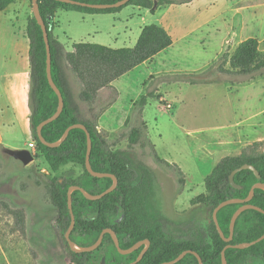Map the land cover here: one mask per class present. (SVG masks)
<instances>
[{
	"label": "trees",
	"instance_id": "1",
	"mask_svg": "<svg viewBox=\"0 0 264 264\" xmlns=\"http://www.w3.org/2000/svg\"><path fill=\"white\" fill-rule=\"evenodd\" d=\"M24 0H0V12ZM93 4H114L122 0H77ZM194 0H130L126 5L106 10L91 9L57 2L39 0L40 11L46 22L52 54V75L63 94L65 107L60 117L45 126L42 135L49 143L60 141L66 130L76 124L87 127L92 138L91 166L97 173L115 175L117 188L100 200L87 199L81 191H74L73 213L76 219L72 241L81 248L95 244L106 229L113 230L120 240L121 248L127 250L136 243L149 240L150 246L137 264H163L173 261L185 251L198 253L204 264H223L222 253L228 245L252 243L264 235V214L248 210L237 220L233 241L228 243L220 235L213 220L214 210L229 199H246L257 183L264 184V152H258L263 142L244 148L240 155L223 158L205 179V193L191 200L190 219L172 222L163 213L150 212L149 201L153 194L154 175L149 167L138 159L151 157L165 166L179 179L184 190L187 179L181 168L159 155L150 138L144 112L153 99L161 94L148 89L133 103L131 114L124 127L117 133H109L100 127L101 116L118 100L119 91L113 83L145 62L151 61L173 45L168 30L159 25H147L132 48L114 49L94 43H76L68 51L55 35L59 11H74L83 14H117L128 6L150 10L175 5H187ZM26 36L30 41L31 83L29 107L31 131L36 145V157L44 158L52 173L64 167H81L75 176L74 168L52 177L46 186L47 196L63 220L61 227L67 230L72 221L69 209V191L78 186L91 195H99L113 186V179L92 176L86 167L88 151L87 134L82 129H73L59 146L48 147L38 139V127L56 114L59 98L51 87L47 74V49L44 33L36 17L28 19ZM215 78H209V75ZM172 82L192 86L228 83L231 86L257 81L264 77V52L256 38L241 42L233 53L225 52L214 60L205 71L167 75ZM75 86H78L77 92ZM127 142V146L122 144ZM0 148L3 146L0 144ZM138 159V164L133 163ZM243 165L254 166L260 178L251 170L238 172L236 189L230 182L231 174ZM252 205L264 210V190L257 189ZM242 204L223 208L218 219L227 238L235 212ZM210 211L208 222L204 217ZM206 221V222H205ZM76 264H135L143 246L129 255L117 250L111 234H106L101 246L94 252L73 251L66 238ZM228 264H264V241L246 248H230L226 251ZM106 259V260H105ZM105 261V263H104ZM177 264H199L197 257L188 254Z\"/></svg>",
	"mask_w": 264,
	"mask_h": 264
},
{
	"label": "rangeland",
	"instance_id": "2",
	"mask_svg": "<svg viewBox=\"0 0 264 264\" xmlns=\"http://www.w3.org/2000/svg\"><path fill=\"white\" fill-rule=\"evenodd\" d=\"M235 8L238 9L237 15ZM31 15H34L32 0L18 2L0 12V42L8 45L6 54H15L13 46L20 42L19 38L26 35ZM224 21L227 26H231L232 32L215 60L225 52L233 53L243 37L249 36L259 39L260 49L264 52V0H195L190 5L159 8L154 13L128 6L119 15V19L108 14L86 15L74 11H60L56 17L58 26L55 33L65 48L72 51L76 43L132 48L138 41L140 27L152 24L175 25L176 37L181 31L186 33L194 30L192 40L198 44L196 52L207 50L205 57L189 66L195 72L205 71L211 65L207 59L214 57L219 50L220 36L216 30L225 29L222 25ZM195 56H199V53ZM3 70L0 65V73ZM209 78H215V75L210 74ZM148 83L149 90H157L153 82ZM75 89L79 91L78 86ZM203 102L205 106L214 105V100L210 98ZM172 114L173 110H164L158 99L151 101L148 121L153 139L158 140L154 121L164 119L165 123H169ZM4 115L6 119L11 118L7 112ZM209 120L212 125L218 122V118L212 115ZM0 139L4 141L3 149L0 148V264H76L66 244V234L71 224L67 230L61 227L63 220L51 204L46 186L52 177L59 176L62 171L74 168L75 176H78L82 168L70 165L58 173H52L44 158H37L36 154L35 161L28 166L5 154V148L14 149L15 145L23 150L29 146L30 140H26L22 130L12 124L2 125ZM122 146L126 147L127 142ZM161 149L164 148L161 146ZM257 150L264 152V142ZM138 159L154 175L149 211L161 212L175 223L190 219L191 200L205 193V178L198 173L196 164L188 161L189 177L180 193L182 188L179 179L172 171L156 163L151 157H141L140 151ZM138 159L132 160L135 165L138 164ZM204 217L208 222L210 211H206ZM76 246L80 247L77 244Z\"/></svg>",
	"mask_w": 264,
	"mask_h": 264
},
{
	"label": "crops",
	"instance_id": "3",
	"mask_svg": "<svg viewBox=\"0 0 264 264\" xmlns=\"http://www.w3.org/2000/svg\"><path fill=\"white\" fill-rule=\"evenodd\" d=\"M235 10L237 15L238 9L235 8ZM122 11L108 15L119 19ZM247 12H245L246 15ZM222 25L225 29L217 28L216 30L220 36L218 38L219 50L214 57L207 59L210 64L220 54L232 32L231 26H227L225 21ZM163 27L171 34L173 45L159 53L153 60L143 63L113 83L119 91V98L101 116L99 124L109 133L114 134L120 131L131 114L133 103L144 92L145 83L153 82L156 91L162 96L159 100L162 108L167 110L163 106L166 102L171 104L172 109L170 110H173V114L169 120L167 119L169 123H165L164 119L154 121L158 140L153 139L151 135L148 121L149 106L144 112L150 138L159 155L166 161L177 164L186 175V179L189 177L188 161L195 163L198 173L203 174L206 179L223 158L238 156L247 146L256 142H264V77L237 86H231L228 83L192 86L172 82L166 77L167 75L201 72H194V69L192 70L189 66L201 57H205L207 50L201 49V52L200 50L196 52L198 44L192 40L194 30L186 31V33L181 31L176 37L175 25L168 24ZM142 28L140 27L139 37ZM245 29L246 27L243 32ZM56 37L59 39L57 35ZM249 38L254 37H243L240 43ZM19 41L13 46L15 54H6L8 45L0 42V52H3L0 54V65L4 69L0 73V128L6 124L19 127L26 140H30L28 150L35 152L36 149L30 147L31 143L35 144L31 131L29 107L30 41L26 35L19 38ZM202 41L206 42L205 39ZM198 53L199 56H195ZM207 98L214 100L212 107L204 105L203 101ZM201 102L203 104H200ZM5 112L11 115L10 119L5 118ZM211 115L218 118V122L213 125L209 120ZM3 142V139H0L1 145ZM160 144L164 149H161ZM13 148L20 149L15 145Z\"/></svg>",
	"mask_w": 264,
	"mask_h": 264
},
{
	"label": "water",
	"instance_id": "4",
	"mask_svg": "<svg viewBox=\"0 0 264 264\" xmlns=\"http://www.w3.org/2000/svg\"><path fill=\"white\" fill-rule=\"evenodd\" d=\"M55 1L61 2V3H66V4H71V5H75V6H81V7H85V8L106 10V9H113V8L122 7V6L126 5L130 0H122V1L114 3V4H93V3L81 2V1H77V0H55ZM32 2H33V6H34V15H35L39 25L41 26V28L43 30V33H44V39H45L46 49H47V74H48V80H49V83H50L51 87L56 92V94L58 95V98H59V108H58V111L56 112V114L54 116H52L51 118L45 120L44 122H42L39 125V127H38V133H39L38 134V139L45 146L56 147V146L61 145L69 137L70 132L73 129H78L79 128V129L84 130L86 132L87 138H88V151H87V158H86V167H87L88 172L94 177L111 178L114 181L113 186L111 188H109L108 190H106L105 192H103V193H101L99 195H91V194L87 193L85 191V189H83L81 187H78V186H74V187H72L70 189V191H69V209L71 211L72 221H71V227H70L69 231L66 234V238H67V240L69 242V245H70L71 249L73 251H76V252H94V251H96L101 246V244L103 243V240H104V237H105L106 234H111L112 235L114 243H115V246H116L117 250L119 251V253L122 254V255L132 254V253L136 252L137 250H139L141 247L145 246L144 250L140 253L137 261L135 262V264H137L143 259L147 249L149 248V246L151 244L149 240H143L141 242H138L134 246H132L131 248L125 250V249L121 248L120 240H119L118 236L111 229L104 230L101 233L98 241L95 244H93V245H91L89 247H86V248L77 247L76 244L71 239V233L74 230L75 223H76L75 215L73 213V197H72L73 192L74 191H81L87 199L93 200V201H97V200L102 199L106 195L110 194L111 192H113L117 188V186L119 184V180L113 174L97 173V172H95L93 170V168L91 166V153H92V148H93L92 138H91V134H90L89 130L87 129V127L85 125L76 124V125H73V126L69 127L66 130L65 134L63 135L62 139L60 141L56 142V143H49L44 138V136L42 135L43 128L45 126H47L48 124L54 122L55 120H57L60 117V115L62 114V112L64 110L65 102H64V97H63L62 92L57 87V85L55 84L54 79H53V75H52V54H51L50 38H49V33H48V28H47L46 22H45V20L43 19L42 15H41L39 0H32ZM4 153L9 155V156H11V157H13L14 159L22 162L25 166H28L32 162L35 161V156H34L33 152L31 150H28V149L20 150V149L5 148L4 149ZM243 170H251V171H253L256 174L257 177L260 178V173L254 166L243 165L242 167H240L237 170H235L230 176V182H231L232 186L234 188H236V189H240L241 187L235 183L234 177H235V175L238 172L243 171ZM257 189H263L264 190V184L263 183H257L256 185H254L252 190H251V192H250V195L246 199H229V200H227L225 202H222L214 210V212H213V220L216 223L217 229H218L221 237L226 242L230 243V242L233 241L235 228H236V223H237V220H238V218L240 217V215L242 213H244L245 211H248V210H255V211H258V212L264 214V210L262 208L251 204L253 198L255 197V192H256ZM234 204H242V206L235 212V214L232 217L231 224H230V237L227 238L225 236L221 226H220L219 219H218V214L223 208H225V207H227L229 205H234ZM262 241H264V235L261 236L259 239H257L256 241H254L252 243L226 246L225 249L223 250V253H222V262H223V264H228V260H227V256H226L227 249H230V248H240V249H242V248H246V247L255 245V244L260 243ZM188 254L195 255L197 257L198 261H199V264H204L202 257L198 253L192 252V251H185L182 254H180L173 261L166 262V263H163V264H177L178 262L183 260L186 257V255H188Z\"/></svg>",
	"mask_w": 264,
	"mask_h": 264
},
{
	"label": "built area",
	"instance_id": "5",
	"mask_svg": "<svg viewBox=\"0 0 264 264\" xmlns=\"http://www.w3.org/2000/svg\"><path fill=\"white\" fill-rule=\"evenodd\" d=\"M163 106H164V108L165 109H167V110H170V109H172V106H171V104H169V103H163ZM30 147L33 149H36V145L34 144V143H31L30 144ZM37 152L35 151V153H33L34 154V156H35V154H36Z\"/></svg>",
	"mask_w": 264,
	"mask_h": 264
}]
</instances>
